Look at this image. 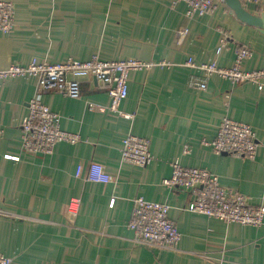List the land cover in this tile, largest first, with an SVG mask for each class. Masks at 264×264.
<instances>
[{"label":"crops","instance_id":"obj_1","mask_svg":"<svg viewBox=\"0 0 264 264\" xmlns=\"http://www.w3.org/2000/svg\"><path fill=\"white\" fill-rule=\"evenodd\" d=\"M14 8V26L0 32V69L32 58L58 62L134 58L165 62L132 71L120 109L125 119L107 112L106 88L93 77L80 79V94L41 93L58 114L61 129L77 134V143L59 142L51 154L22 149L21 123L38 93L32 77L5 80L0 86V252L11 264H264V222L259 227L226 224L185 208L191 195L163 184L171 163L214 173L220 184L238 191L251 205L264 206V79L232 83L211 75L206 89L189 85L203 72L185 65L216 62L231 68L235 51L252 55L243 71L264 69V29L241 21L225 0L209 14L186 18L177 0H3ZM244 9L264 17V0ZM189 31L181 35L179 30ZM223 33L229 41L217 48ZM93 104L95 108H90ZM252 127L258 148L253 160L216 154L212 140L223 117ZM149 140L145 167L120 161L122 138ZM8 156H17L18 160ZM104 166L111 180L85 178L90 163ZM80 176H76L78 167ZM137 196L170 206L180 232L176 250L138 244L128 227ZM79 199L76 212L69 209ZM113 200V204L110 202Z\"/></svg>","mask_w":264,"mask_h":264},{"label":"built area","instance_id":"obj_2","mask_svg":"<svg viewBox=\"0 0 264 264\" xmlns=\"http://www.w3.org/2000/svg\"><path fill=\"white\" fill-rule=\"evenodd\" d=\"M186 5L185 17L193 18L209 14L216 7L215 0H177ZM259 4L262 0H244ZM14 8L9 1L0 0V32L9 33L14 26ZM189 29L184 26L179 33L185 35ZM229 41L228 34L223 33L217 48L219 54ZM252 52L247 47L235 51V63L231 68L219 67L216 62L197 63L189 57L185 65L203 72L199 80H191L189 85L197 89H206L208 78L217 74L232 83L252 82L258 89L263 87L264 69L243 71L242 61ZM165 62L142 61L134 58L121 60H103L92 56L85 61L67 58L64 61L47 62L32 58L27 64L12 63L0 69V86L5 80L18 77H32L36 80L38 93L29 101L28 112L21 123L22 149L32 154H51L55 144L68 142L75 144L80 137L61 129L58 114L52 112L42 102L41 93L52 91L67 97L80 94V79L96 78L106 88L109 96L107 112L125 119H131L130 113L120 109L121 102L128 94V77L130 72L150 70L155 66H164ZM90 108H95L89 104ZM0 127V138L2 137ZM216 154H228L253 160L257 153L258 142L251 126L223 117L215 137L204 140ZM18 160L17 156H8ZM152 160L149 140L136 134H127L122 138L120 161L138 167H145ZM81 167L76 171L80 176ZM85 178L91 182L107 183L111 180L104 166L90 163ZM168 187L186 190L191 201L186 210L218 219L226 224L259 227L264 222V206L251 205L242 193L228 189L220 184L218 177L204 168L182 166L178 161L171 163V174L163 179ZM110 204H113L111 200ZM80 206L79 199H72L69 209L76 212ZM170 206L137 196L133 200V209L128 227L134 231V240L148 248L156 250H176L180 232L169 217ZM11 258L0 252V264H11Z\"/></svg>","mask_w":264,"mask_h":264},{"label":"water","instance_id":"obj_3","mask_svg":"<svg viewBox=\"0 0 264 264\" xmlns=\"http://www.w3.org/2000/svg\"><path fill=\"white\" fill-rule=\"evenodd\" d=\"M225 2L241 21L264 29V17L256 16L248 12L244 9L240 0H225Z\"/></svg>","mask_w":264,"mask_h":264}]
</instances>
